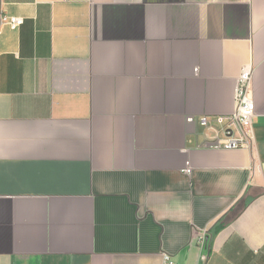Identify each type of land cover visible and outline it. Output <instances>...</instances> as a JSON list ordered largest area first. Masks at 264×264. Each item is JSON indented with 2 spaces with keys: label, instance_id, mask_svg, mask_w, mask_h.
I'll return each instance as SVG.
<instances>
[{
  "label": "crops",
  "instance_id": "0c3cea01",
  "mask_svg": "<svg viewBox=\"0 0 264 264\" xmlns=\"http://www.w3.org/2000/svg\"><path fill=\"white\" fill-rule=\"evenodd\" d=\"M0 11V264H264V0ZM248 64L253 147H205Z\"/></svg>",
  "mask_w": 264,
  "mask_h": 264
},
{
  "label": "built area",
  "instance_id": "2783aa9c",
  "mask_svg": "<svg viewBox=\"0 0 264 264\" xmlns=\"http://www.w3.org/2000/svg\"><path fill=\"white\" fill-rule=\"evenodd\" d=\"M1 22L11 29H17L23 24L18 17H3ZM254 68L245 65L237 79L234 89V111L228 115L216 117L188 116V124H196L213 135V141L205 147L223 150L251 149L254 145L253 127L255 119V105L252 98ZM181 172L187 176L192 174V167L186 161ZM198 242L202 239L199 237ZM162 264H174L168 254L162 255Z\"/></svg>",
  "mask_w": 264,
  "mask_h": 264
},
{
  "label": "trees",
  "instance_id": "16d2710c",
  "mask_svg": "<svg viewBox=\"0 0 264 264\" xmlns=\"http://www.w3.org/2000/svg\"><path fill=\"white\" fill-rule=\"evenodd\" d=\"M232 214H233V211H232V209H231V210L227 213V215L230 216V215H232ZM224 217H226V215H225ZM224 217H223V218H224ZM222 227H223V225L220 224V225H219V229L222 228Z\"/></svg>",
  "mask_w": 264,
  "mask_h": 264
},
{
  "label": "water",
  "instance_id": "95a60500",
  "mask_svg": "<svg viewBox=\"0 0 264 264\" xmlns=\"http://www.w3.org/2000/svg\"><path fill=\"white\" fill-rule=\"evenodd\" d=\"M0 3H1V0H0ZM0 25H1V11H0Z\"/></svg>",
  "mask_w": 264,
  "mask_h": 264
}]
</instances>
